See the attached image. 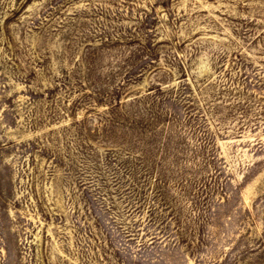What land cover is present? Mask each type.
Instances as JSON below:
<instances>
[{
    "label": "rangeland",
    "instance_id": "obj_1",
    "mask_svg": "<svg viewBox=\"0 0 264 264\" xmlns=\"http://www.w3.org/2000/svg\"><path fill=\"white\" fill-rule=\"evenodd\" d=\"M0 264H264V0H0Z\"/></svg>",
    "mask_w": 264,
    "mask_h": 264
}]
</instances>
